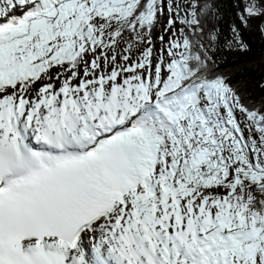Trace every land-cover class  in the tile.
Segmentation results:
<instances>
[{"label":"snow or ice","instance_id":"snow-or-ice-1","mask_svg":"<svg viewBox=\"0 0 264 264\" xmlns=\"http://www.w3.org/2000/svg\"><path fill=\"white\" fill-rule=\"evenodd\" d=\"M223 7L0 0V264H264V96L220 68L264 0Z\"/></svg>","mask_w":264,"mask_h":264},{"label":"trees","instance_id":"trees-1","mask_svg":"<svg viewBox=\"0 0 264 264\" xmlns=\"http://www.w3.org/2000/svg\"><path fill=\"white\" fill-rule=\"evenodd\" d=\"M235 2L236 0H223L225 15L222 26L225 32H227L228 22L235 18ZM244 35L251 44V51L243 54H228L220 68L232 74L233 82L239 84L242 91L250 93V99L259 102L264 92L256 87V82L264 77V40L256 31L251 33L245 31Z\"/></svg>","mask_w":264,"mask_h":264}]
</instances>
